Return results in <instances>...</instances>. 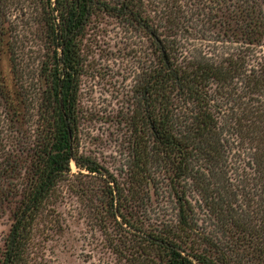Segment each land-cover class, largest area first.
Wrapping results in <instances>:
<instances>
[{"label":"trees","instance_id":"1","mask_svg":"<svg viewBox=\"0 0 264 264\" xmlns=\"http://www.w3.org/2000/svg\"><path fill=\"white\" fill-rule=\"evenodd\" d=\"M17 3L25 16L30 4L43 40L30 126ZM98 11L146 36L154 57L125 118L124 180L73 140L78 39ZM5 54L15 90L0 69V216L9 214L0 264H44L36 226L54 215L69 176L80 197L101 198L94 218L128 264H264V0H0Z\"/></svg>","mask_w":264,"mask_h":264},{"label":"rangeland","instance_id":"2","mask_svg":"<svg viewBox=\"0 0 264 264\" xmlns=\"http://www.w3.org/2000/svg\"><path fill=\"white\" fill-rule=\"evenodd\" d=\"M29 6L25 4L26 12H30L25 16L20 12L19 3L11 5V27L15 30L12 32L20 41L18 50L15 49L22 70L17 83L21 85L19 92L27 99L23 110L27 126L34 123L37 103H40L42 86L38 76L43 55L41 32ZM78 44L81 75L75 105L74 143L80 154L124 180L131 134L125 118L135 107L134 91L140 74L154 61L149 40L116 18L98 11L90 16ZM196 44L202 43L198 40ZM0 69L7 77L9 88L15 90L7 54L0 61ZM71 169L77 172L73 162ZM90 182L94 184L93 191H99L100 184ZM77 183L78 178L74 176L61 181L59 197L52 201L56 209L52 212L54 215L49 221L40 218L36 226V237H44L39 250L43 263L128 264L127 259L108 249L99 221L94 218L93 209L101 198L92 201L84 195L80 197L75 191ZM8 225L9 214L6 213L0 216V239ZM213 228L209 226L210 230Z\"/></svg>","mask_w":264,"mask_h":264}]
</instances>
